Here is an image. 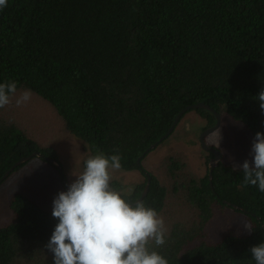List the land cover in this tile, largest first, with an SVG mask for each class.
<instances>
[{
	"label": "trees",
	"instance_id": "trees-1",
	"mask_svg": "<svg viewBox=\"0 0 264 264\" xmlns=\"http://www.w3.org/2000/svg\"><path fill=\"white\" fill-rule=\"evenodd\" d=\"M8 81L48 102L83 142L81 172L98 151L119 154L121 170L144 177L126 193L130 202L148 173L141 201L159 213L166 186L143 169L147 153L139 165L136 160L181 109L204 102L253 137L264 133V111L254 99L264 89V0H7L0 8V83ZM193 111L205 128L215 123L212 112ZM33 151L57 160L52 147H40L0 118V179ZM184 167L167 158L173 185L184 189L196 219L173 223L166 243L152 242V249L169 264H256L250 249L264 242V193L244 185L242 167L218 161L211 179L209 172L184 174ZM110 183L121 191L119 182ZM9 204L10 216L0 224V264H54L46 245L58 219L21 193ZM216 206L241 212L252 229L207 239Z\"/></svg>",
	"mask_w": 264,
	"mask_h": 264
},
{
	"label": "rangeland",
	"instance_id": "rangeland-1",
	"mask_svg": "<svg viewBox=\"0 0 264 264\" xmlns=\"http://www.w3.org/2000/svg\"><path fill=\"white\" fill-rule=\"evenodd\" d=\"M24 90H17L11 97L12 102L0 108V118L16 124L40 147H52L62 167L63 179L69 186L76 179L75 175L81 173L80 163L86 154L83 142L65 129L53 107L36 94L31 92V99L17 106L15 101ZM205 125L206 121L201 115L193 110L187 111L172 133L149 151L141 162L144 170L166 186L164 206L158 214L164 218L168 230L175 222L190 224L196 219V212L188 204L184 189L173 185L166 169L167 158L172 156L184 163V174L195 177L207 174L213 155L204 150L199 141ZM213 133L219 134L218 144L215 143L216 135ZM204 140L206 145L221 153L218 161L242 167L243 162L248 160L252 165L254 137L243 124L233 121L225 112L220 113L219 125ZM112 180L119 182L121 191L128 193L144 177L139 170L120 169L112 172ZM61 191L66 190L56 167L37 157L28 160L0 184V224L10 216L9 202L15 193H21L41 208L52 211L53 200ZM245 222L250 224L241 212L216 206L205 235L207 239L215 240L226 232L247 234L249 230L245 229Z\"/></svg>",
	"mask_w": 264,
	"mask_h": 264
},
{
	"label": "clouds",
	"instance_id": "clouds-1",
	"mask_svg": "<svg viewBox=\"0 0 264 264\" xmlns=\"http://www.w3.org/2000/svg\"><path fill=\"white\" fill-rule=\"evenodd\" d=\"M7 0H0V8ZM17 92V82L0 83V108L10 104ZM24 90L15 103L20 106L31 99ZM264 111V89L257 97ZM215 143L218 144L219 134ZM251 154L242 164L244 185L258 186L264 193V133L255 134ZM119 154L103 152L90 156L83 172L53 200L52 216L58 219L46 248L53 254L54 264H169L152 242L166 243L168 229L164 218L143 201L130 202L123 191L111 187L112 172L122 168ZM235 170V169H234ZM247 230L250 224L244 223ZM256 264H264V242L251 247Z\"/></svg>",
	"mask_w": 264,
	"mask_h": 264
},
{
	"label": "water",
	"instance_id": "water-1",
	"mask_svg": "<svg viewBox=\"0 0 264 264\" xmlns=\"http://www.w3.org/2000/svg\"><path fill=\"white\" fill-rule=\"evenodd\" d=\"M199 108L206 109V110L212 112L214 117H215V123L212 126H209V127L205 128L204 130H202L200 135H199V141H200L201 147L204 150L212 153V155H213V157L211 158V160L209 162V178L211 179V170L216 165V163L218 162V160H219V158L221 156V153L217 149H215L214 147L206 145L204 138H205L206 135H208L213 130H215L217 128V126L219 125L220 113L215 111L212 107H210L208 104H206L204 102L193 103V104L187 105L183 109H181L177 113V115L175 116V118H174V120L172 122V125L168 128V130L161 137H159V139H157L155 142H153L152 144H150L148 146V148L145 150V152L141 156H139L137 158L136 163L139 165L141 158L146 153H148L149 151L153 150L159 143H161L164 139H166L172 133V131L174 130L175 126L177 125V123L179 122L181 117L184 115V113H186L187 111L194 110V109H199ZM35 157L43 159L44 161L50 163L52 166L56 167L58 170H62V167H61L60 163L57 160H55V159H53V158H51L49 156H45L42 153H40L39 151H33L29 155L21 157L16 162H14L11 165V167L3 174V176L0 179V183L4 179H6L10 175V173L12 171H14V169L17 166H19L20 164H22L24 162H27L28 160H30L32 158H35ZM146 175H147L146 183H145V185L143 187V190H142L140 196L135 201H141L147 194V190H148L149 182H150V177H149L148 173ZM64 187H65V190L67 191L68 183H66L65 181H64ZM226 204L227 205H231L235 209H241L236 204H233V203H230V202H226Z\"/></svg>",
	"mask_w": 264,
	"mask_h": 264
}]
</instances>
